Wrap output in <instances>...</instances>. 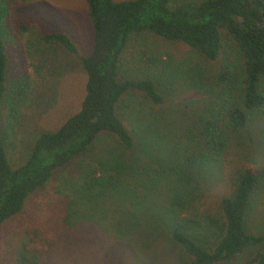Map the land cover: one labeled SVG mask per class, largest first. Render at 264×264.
Here are the masks:
<instances>
[{
	"label": "rangeland",
	"instance_id": "374dc122",
	"mask_svg": "<svg viewBox=\"0 0 264 264\" xmlns=\"http://www.w3.org/2000/svg\"><path fill=\"white\" fill-rule=\"evenodd\" d=\"M8 2L11 39L7 43V73L13 77L26 68L31 78V88L18 115L11 120L4 110L1 113L6 152L11 163L17 165L26 159L35 136L57 128L79 108L85 92L87 76L77 54L58 43H43L39 35L46 30H64L79 53H87L93 45V29L84 0ZM22 21L27 24L24 31ZM224 41L225 48L231 46L227 37ZM147 43L166 62L165 71L158 77L163 101L154 105L139 91L130 90L120 97L116 107L132 130L135 145L125 148L113 134L102 132L81 159L77 173H72L76 169L72 166L61 168L44 192L30 193L22 209L0 226V264H18L16 253L23 247L41 250L37 264H187L183 248L171 238V227L165 220L176 208L171 197L182 193L186 185L189 193L181 197L184 203L179 209H185L189 217L210 215L218 210V198L228 189L236 168L264 167V117L259 110H250L246 127L230 129L228 153L203 169L193 170L191 183L184 180L182 167L178 173H164L157 183L152 180L157 169L168 162L165 158L171 153L164 149L175 142L179 147L184 136L196 130L198 116L208 100V94L197 85L208 81L207 75L216 70L223 56L206 59L182 41L156 35H151ZM145 141L148 145L140 148ZM118 160L126 166L125 172L116 170ZM103 170L119 180L126 192L102 194L97 186L89 188L87 173L94 171L100 176ZM130 195L136 197L130 199ZM140 195L146 196L140 199ZM258 195L255 191L245 219L248 230L264 235L260 217H264V197L259 205ZM124 209H131L129 215L136 216L125 219ZM35 227L49 242L31 238L29 231ZM197 229L211 239L209 230ZM257 251H264V239L232 259L214 264L245 262Z\"/></svg>",
	"mask_w": 264,
	"mask_h": 264
},
{
	"label": "trees",
	"instance_id": "16d2710c",
	"mask_svg": "<svg viewBox=\"0 0 264 264\" xmlns=\"http://www.w3.org/2000/svg\"><path fill=\"white\" fill-rule=\"evenodd\" d=\"M84 1L93 29L89 52L79 53L75 41L64 30H46L39 35L41 42L58 43L77 54L87 76L80 106L54 130L37 134L26 159L13 165L5 148L1 113L4 110L11 120L18 115L31 88V78L26 68L8 76L9 2L0 0V226L22 209L30 193L44 192L56 171L72 166L76 168L72 173H77L78 167H82L81 159L102 132L113 134L125 148L135 145L134 134L116 107L120 97L130 90L139 91L154 105L163 101L158 77L165 71L166 62L147 43L151 35L182 41L206 59L223 56L216 70L207 75L208 81L197 85L208 94V100L198 116L196 130L184 136L179 147L175 142L170 149H164L171 154L165 158L167 164H162L153 176L156 183L164 173H178L181 167L184 180L191 183L193 170L203 169L228 153L230 129L246 127L250 110H259L264 117V0ZM20 26L24 31L26 21ZM226 37L231 46L225 48ZM147 145L146 141L139 144L140 148ZM117 163L116 170L125 172L122 161ZM87 178L88 187L97 186L102 194L125 193L127 189L104 170L100 176H95L94 171L87 173ZM181 190L182 193L171 197L170 202L176 208L165 220L171 227V238L182 246L187 264H214L232 259L264 239V235L248 230L245 219L255 191H259L258 203L262 205L264 167L236 168L230 175L228 189L218 198V210L210 215L195 214L197 219L179 209L184 203L181 197L189 193L186 185ZM144 196L140 195V199ZM130 211L124 209L125 219ZM135 216L129 215V219ZM260 217L264 221L262 214ZM198 227L209 230L211 239ZM29 232L33 240L42 238L49 242L38 227ZM40 254L39 248L23 247L17 250L16 261L37 264ZM234 264H264V251Z\"/></svg>",
	"mask_w": 264,
	"mask_h": 264
}]
</instances>
